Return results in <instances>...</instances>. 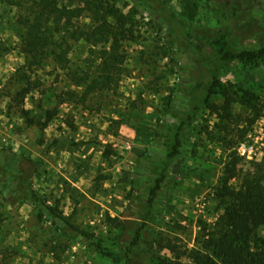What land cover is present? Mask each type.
Segmentation results:
<instances>
[{
	"label": "rangeland",
	"instance_id": "rangeland-1",
	"mask_svg": "<svg viewBox=\"0 0 264 264\" xmlns=\"http://www.w3.org/2000/svg\"><path fill=\"white\" fill-rule=\"evenodd\" d=\"M161 1L172 12L165 24L147 0L115 2L133 18L138 38L124 43L118 81L84 96L98 74L100 47L73 44L64 69L50 59L31 64L20 50L18 10L0 0V264H160L174 256L168 246L182 264H191L202 222L212 228L223 211L214 187L228 153L240 142L262 151L264 117L249 125L246 106L234 103L224 112L221 105L226 93L263 95V67H223L209 101L215 107L201 104L200 95L211 81L203 65L211 42L228 24L237 21L233 29L245 46L264 41V0ZM25 86L29 92L19 100L16 94ZM48 111L53 117L45 127L28 123L27 118L44 122ZM182 118L187 123L167 172L168 192L145 220L133 194V182L147 175L139 172L141 155L163 157L167 136ZM262 154L238 155L234 185L254 171L252 162ZM38 197L68 225H56ZM142 222L137 245L124 255Z\"/></svg>",
	"mask_w": 264,
	"mask_h": 264
},
{
	"label": "trees",
	"instance_id": "trees-1",
	"mask_svg": "<svg viewBox=\"0 0 264 264\" xmlns=\"http://www.w3.org/2000/svg\"><path fill=\"white\" fill-rule=\"evenodd\" d=\"M18 10L17 23L23 29L20 50L30 59L31 64L41 65L47 59L64 69L69 60L68 53L73 44L83 41L92 49L98 50V74L88 81L83 90L84 96L110 89L119 79V70L126 54L123 51L126 41H137V29L133 18L116 5L117 0H71L72 6L61 4L60 0H3ZM158 23L165 24L172 12L161 0H147ZM230 11L232 5L228 8ZM226 23H228V17ZM231 17V15H230ZM228 24L211 42L210 58L203 63L211 74V81L202 88L201 104H208L215 93L221 69L233 63L251 67L264 68V41L254 47L245 46L233 26ZM197 59L203 60L200 46L193 45ZM29 92V86L21 88L16 96L22 100ZM195 97H192L194 100ZM239 103L248 108V124L251 125L264 117V94H254L247 90L226 93L221 108L228 112L232 104ZM27 114L25 110H22ZM194 108L188 109L186 118L191 117ZM53 112L48 111L44 122L27 118L29 124L45 127L52 119ZM187 120V119H186ZM185 119H178L168 134L169 146L163 157L153 154L141 155L139 172L147 174L143 182H133V194L138 196L143 206V219L149 218L157 198L168 192L167 172L182 145V134L186 126ZM259 161L252 162L254 171L242 174L240 182L234 185L233 174L236 170L238 155L236 150L228 153L224 169L214 187L215 197L223 207L214 226L207 229L202 222V232L196 237L195 245L190 250L191 264H264V146ZM13 181L9 182V186ZM37 202L43 211L52 218L56 225H68V220L57 210L42 202ZM113 221L116 218H108ZM124 224L123 221L120 222ZM144 222L139 224L125 248L127 255L137 245ZM261 232V234L259 233ZM97 249L106 256L100 246ZM174 254L172 258L163 259L160 264H182L181 255L174 246H168Z\"/></svg>",
	"mask_w": 264,
	"mask_h": 264
},
{
	"label": "built area",
	"instance_id": "built-area-1",
	"mask_svg": "<svg viewBox=\"0 0 264 264\" xmlns=\"http://www.w3.org/2000/svg\"><path fill=\"white\" fill-rule=\"evenodd\" d=\"M237 155L245 157L247 159H257V156L263 153L259 151L258 153L255 152L253 149V145L247 144L245 142H240L236 148Z\"/></svg>",
	"mask_w": 264,
	"mask_h": 264
}]
</instances>
